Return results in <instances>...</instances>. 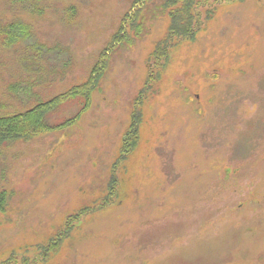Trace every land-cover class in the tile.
<instances>
[{"label":"rangeland","instance_id":"374dc122","mask_svg":"<svg viewBox=\"0 0 264 264\" xmlns=\"http://www.w3.org/2000/svg\"><path fill=\"white\" fill-rule=\"evenodd\" d=\"M133 1L0 0V30L28 34L0 33V114L86 84L102 57L76 122L0 146V264H264V0H208L212 19L150 69L170 23L160 0L100 56ZM137 101L136 146L114 167Z\"/></svg>","mask_w":264,"mask_h":264},{"label":"trees","instance_id":"16d2710c","mask_svg":"<svg viewBox=\"0 0 264 264\" xmlns=\"http://www.w3.org/2000/svg\"><path fill=\"white\" fill-rule=\"evenodd\" d=\"M153 1L155 0H134L132 2L130 10L135 9V11L132 13V15L126 13V15L122 18L117 32L113 34L111 40L108 43V46L106 47L105 51L100 54V56L103 54H107L106 51L111 50L115 45L121 42L130 41V38L127 37L128 32L134 31L135 33H137L139 31L141 27L140 20L142 18V15L140 13H142L144 7L148 6ZM160 1L161 2L159 5V9L162 10V13H165L168 16L170 23L166 36L156 44L153 53L150 55L149 69L154 65L162 66L163 64H161V62H167V58L169 57L168 51L175 47V45L180 44L184 41H193L197 34L203 28L204 23H207L209 20H211L215 13V7H212V4L210 5L208 3V0ZM202 8H206L205 12L203 13ZM11 28L12 27L7 26L4 32L0 30V33H2L3 35H7V39L10 41V44L8 43L9 45H14L16 44V42L25 40L28 37V34H25L27 32L26 27L20 28L19 26V30H16L14 33L12 32ZM5 42L7 41L5 40ZM101 59L102 57H100L97 66H95V68L92 70L89 81L86 84L74 86L67 92L59 94L48 101L36 103L35 106L25 110L24 112H19L16 114H0V146L3 143L29 140L43 133L63 130L64 128H67L68 126H71L74 122H76L79 115L86 110L90 103V94L96 87L98 78L97 76L99 75V63ZM151 78L152 76L149 75L145 82L146 85H149V88H151ZM149 88H144V90ZM141 94L143 95L144 93L142 92ZM76 97H81L84 99L83 107L77 114L57 125L50 126L46 123L45 117L47 116V114L55 110L66 100ZM139 102L140 101H137L135 111L132 113L131 125L123 141V146L120 154L121 156L114 164V167L118 166L119 163L124 160L127 153L136 146L139 136V127L142 121V115L139 111V105L142 102ZM115 184V179H112L111 185L108 189V197L111 195V189H113V186H115ZM7 199V194L5 192H1V213L5 212ZM83 212H85L84 209H82V211L78 215L81 216L82 214H84ZM78 220V216H70L67 219L64 232L57 237V242H54L52 247L48 248L50 249V252H55L54 249L57 246H60V244H62V242L66 238H68ZM19 262V264H36V259L23 258Z\"/></svg>","mask_w":264,"mask_h":264}]
</instances>
